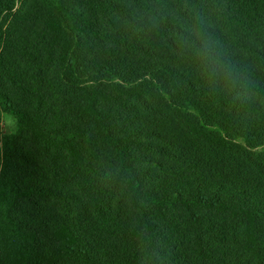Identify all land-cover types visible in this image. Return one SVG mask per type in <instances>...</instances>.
Here are the masks:
<instances>
[{
  "label": "trees",
  "instance_id": "trees-1",
  "mask_svg": "<svg viewBox=\"0 0 264 264\" xmlns=\"http://www.w3.org/2000/svg\"><path fill=\"white\" fill-rule=\"evenodd\" d=\"M4 114L0 264H264V0H0Z\"/></svg>",
  "mask_w": 264,
  "mask_h": 264
},
{
  "label": "rangeland",
  "instance_id": "rangeland-1",
  "mask_svg": "<svg viewBox=\"0 0 264 264\" xmlns=\"http://www.w3.org/2000/svg\"><path fill=\"white\" fill-rule=\"evenodd\" d=\"M16 129L15 120L9 115H2L0 121V136H6L14 133Z\"/></svg>",
  "mask_w": 264,
  "mask_h": 264
},
{
  "label": "clouds",
  "instance_id": "clouds-1",
  "mask_svg": "<svg viewBox=\"0 0 264 264\" xmlns=\"http://www.w3.org/2000/svg\"><path fill=\"white\" fill-rule=\"evenodd\" d=\"M201 48L204 49L206 52L208 51V45L205 42H201Z\"/></svg>",
  "mask_w": 264,
  "mask_h": 264
}]
</instances>
